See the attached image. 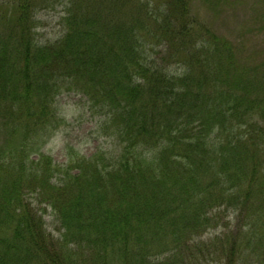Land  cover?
<instances>
[{"label":"trees","instance_id":"obj_1","mask_svg":"<svg viewBox=\"0 0 264 264\" xmlns=\"http://www.w3.org/2000/svg\"><path fill=\"white\" fill-rule=\"evenodd\" d=\"M193 6L0 0V264H264V47ZM63 96L106 142L61 165Z\"/></svg>","mask_w":264,"mask_h":264},{"label":"rangeland","instance_id":"obj_2","mask_svg":"<svg viewBox=\"0 0 264 264\" xmlns=\"http://www.w3.org/2000/svg\"><path fill=\"white\" fill-rule=\"evenodd\" d=\"M192 0L193 11L208 23L218 34L226 35L235 42L244 38L248 48L259 50L263 46L264 28L255 22V17L264 11V0ZM41 27L39 33L42 40H54L59 36L57 12H44L39 15ZM40 38V36H39ZM177 73L181 68L172 66ZM57 111L62 125L56 126L52 135L41 149V153L50 156L56 164H64L72 151H79L85 156H91L97 149L105 145V137L96 131L98 117L94 116L80 97L63 96L58 99ZM58 127V128H57ZM70 154V155H68ZM38 157V156H36ZM45 215L48 221L53 218ZM232 227L234 226V219ZM223 225V223H221ZM220 229L222 227L220 226ZM212 231L206 235H212Z\"/></svg>","mask_w":264,"mask_h":264}]
</instances>
